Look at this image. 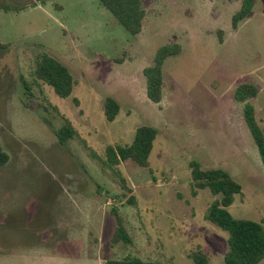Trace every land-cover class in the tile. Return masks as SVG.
Segmentation results:
<instances>
[{"label":"rangeland","instance_id":"obj_1","mask_svg":"<svg viewBox=\"0 0 264 264\" xmlns=\"http://www.w3.org/2000/svg\"><path fill=\"white\" fill-rule=\"evenodd\" d=\"M240 1L141 0L142 29L131 35L99 0H0V143L9 155L0 167V264L126 255L195 264L197 250L225 264L228 234L204 216L216 196L192 193L191 160L226 170L242 187L230 214L264 227V167L232 97L242 82L258 87L248 101L264 133V0L234 29ZM171 43L181 51L164 60L153 103L142 70ZM40 53L68 68L70 96L34 77ZM106 97L119 104L113 121ZM65 118L76 134L60 144ZM141 125L157 130L149 166L105 163V147L131 143ZM117 217L129 241L111 244Z\"/></svg>","mask_w":264,"mask_h":264},{"label":"trees","instance_id":"obj_2","mask_svg":"<svg viewBox=\"0 0 264 264\" xmlns=\"http://www.w3.org/2000/svg\"><path fill=\"white\" fill-rule=\"evenodd\" d=\"M100 3L115 17L118 23L131 35H137L142 29L145 10L141 0H99ZM256 0H241L237 11L231 17L232 28L246 19ZM3 10L9 11L8 7ZM221 30L217 32L219 42L222 41ZM0 47L4 44L0 42ZM181 47L178 43L160 46L154 53L152 63L143 68L145 77V90L147 98L153 103H159L163 94V63L167 57L179 54ZM33 75L52 87L60 97L71 95L74 80L68 68L58 59L47 53H40L35 58ZM27 87L26 82L22 81ZM258 87L251 82H242L233 89L232 97L236 102L242 103V116L245 125L256 145L260 161L264 167V133L255 118V109L248 101L258 93ZM104 116L113 121L119 112V104L112 97H106L103 103ZM76 134L70 121L55 131L57 141L65 144ZM157 130L150 125L136 127L133 140L126 145L116 144L105 147V163L111 167L119 165L121 161L130 159L141 167L149 166V155ZM9 160L8 153L0 143V167ZM192 180V193L195 189L207 188L216 198L205 211V219L227 232L228 250L224 256L225 264H258L264 258V227L251 219L234 218L228 207L234 202L235 195L241 193V185L224 169L220 167L202 168L200 164L191 160L189 162ZM117 216V214H115ZM116 228L111 235L110 243L128 242L129 236L119 217L116 219ZM195 264H208L206 255L200 251L191 254ZM103 264H163L157 261H147L139 257L126 255L122 258L106 259Z\"/></svg>","mask_w":264,"mask_h":264}]
</instances>
